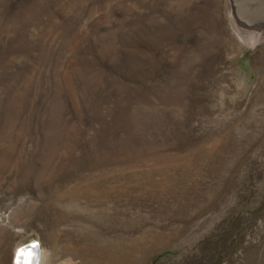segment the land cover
Here are the masks:
<instances>
[{
	"label": "rangeland",
	"instance_id": "374dc122",
	"mask_svg": "<svg viewBox=\"0 0 264 264\" xmlns=\"http://www.w3.org/2000/svg\"><path fill=\"white\" fill-rule=\"evenodd\" d=\"M264 264V32L227 0H0V264Z\"/></svg>",
	"mask_w": 264,
	"mask_h": 264
},
{
	"label": "water",
	"instance_id": "95a60500",
	"mask_svg": "<svg viewBox=\"0 0 264 264\" xmlns=\"http://www.w3.org/2000/svg\"><path fill=\"white\" fill-rule=\"evenodd\" d=\"M229 15L235 26L245 33L260 35L264 32V0H227ZM35 248L38 256V242L27 245L26 252Z\"/></svg>",
	"mask_w": 264,
	"mask_h": 264
},
{
	"label": "bare ground",
	"instance_id": "6f19581e",
	"mask_svg": "<svg viewBox=\"0 0 264 264\" xmlns=\"http://www.w3.org/2000/svg\"><path fill=\"white\" fill-rule=\"evenodd\" d=\"M39 245V244H38ZM26 248L22 247L19 249V251L16 254L15 263L16 264H40L41 259V253H40V247L38 250V256L35 257V248H32L29 250V252H26ZM64 264H72L70 261H66Z\"/></svg>",
	"mask_w": 264,
	"mask_h": 264
}]
</instances>
